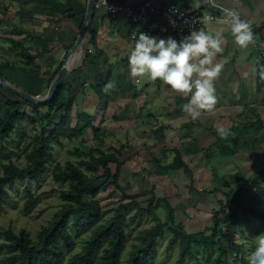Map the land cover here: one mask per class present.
Masks as SVG:
<instances>
[{
  "label": "rangeland",
  "instance_id": "374dc122",
  "mask_svg": "<svg viewBox=\"0 0 264 264\" xmlns=\"http://www.w3.org/2000/svg\"><path fill=\"white\" fill-rule=\"evenodd\" d=\"M11 2L12 0H0L2 73L8 81L18 83L20 85L18 87L43 96L61 68L65 53L56 58L53 53H49L52 50L41 49L38 42L32 43V40L25 38L26 44L30 45L28 50L33 51L31 53L35 58L27 62V59L19 55L20 49H16L10 40L14 37L10 32L9 19L6 18ZM133 26L136 27L135 24ZM86 50L84 47L82 60L73 66L66 78L71 81L72 77H75L79 83L76 86L78 98L71 111L72 124L77 121L76 113L84 111L86 107L88 112H94L95 115L99 108L102 109L96 96H93V99L90 96L83 98L85 94L90 93V88H86L87 91L83 89L81 91L78 88L82 83L81 80L89 82L93 74L89 69L84 70V67L88 66ZM37 53H40V56L36 55ZM128 57V55L118 57L110 64L113 72L111 87L108 86L110 96L104 110L102 109L103 117L101 118L98 114L94 120V123L100 127L99 135L96 136L87 129L81 138L73 140L62 138L60 143L53 144L54 158L47 172L39 180H17L13 186L8 187L10 195L0 207V242L6 240L4 232L7 229H13L17 233L24 231L36 240L39 231L50 225L65 204L61 193L68 189V184L55 179L53 166L60 163L64 167L67 161L78 164L80 160L88 159L89 153L96 152L98 149L110 151L112 148L124 147H122L121 155V160L124 161L123 172L119 179L121 187L117 188L116 185L109 183L106 177L99 179L93 185L95 189L100 188L96 197L102 206L107 210L111 209L105 214V219L114 215L115 211L112 209L131 201L122 196L121 190L134 195L143 207H148V199L151 196L145 193L152 191L156 199H167L174 208L173 230L180 229L182 226L188 233L202 232L206 227L214 224L213 215L220 208L218 200L230 190L226 182L232 187L242 186L245 183L248 178L246 170L233 172L235 170L230 168L229 160L226 158L229 154L228 149L216 146V138L211 132L212 120L189 119V114L181 110V94L175 93L160 80L152 81L147 77H133L128 68ZM10 65L33 71L37 77L33 79L34 83H31V78L27 75L6 70ZM73 81L75 82L74 79ZM8 97L18 99L16 95L6 91V88L0 87V115L5 111L4 101ZM30 109L28 105L23 107L25 111ZM45 111L46 109H42L39 120L43 118ZM38 121H31L30 118L23 121V131L26 135L33 136L40 131V121ZM12 138L21 139L22 145L30 140L26 137H18L15 132ZM225 141L229 142V137ZM173 147L181 150L184 160L191 168V174L183 169L171 172L163 168L175 156ZM15 149L13 161L21 167L25 166L27 163L25 152L21 148ZM215 156L226 160L214 162ZM81 168L90 173L85 166ZM112 169L115 170V165H112ZM98 173L102 174L105 171L100 169ZM260 183L264 186V178L260 180ZM215 189L218 190L217 193L213 192ZM31 195L37 198V202L34 207L28 209ZM243 195L246 202L251 205L250 194L243 191ZM135 212L136 210L123 211L127 219ZM260 212L264 216V206L260 207ZM238 218L235 229L238 235L237 242L243 244V259L236 261L235 255L232 254L225 261L223 256L224 261L221 264H246V257L254 250L257 238L264 235V219L261 217L248 218L244 213L239 212ZM165 221H169L168 208L162 202L151 214H145L131 225L127 229L126 245L121 252V264L127 263L132 250L140 243V236L144 230ZM90 233L91 229H88L80 230L75 234L76 247L68 256L82 249L84 240ZM173 235L172 230L165 231L157 247L156 258L150 264H216L218 249L210 255L204 248L196 245H194V255L186 257L180 263L179 243L171 245ZM9 255L7 250L0 249V264H13L8 259Z\"/></svg>",
  "mask_w": 264,
  "mask_h": 264
},
{
  "label": "trees",
  "instance_id": "16d2710c",
  "mask_svg": "<svg viewBox=\"0 0 264 264\" xmlns=\"http://www.w3.org/2000/svg\"><path fill=\"white\" fill-rule=\"evenodd\" d=\"M72 14V13H70ZM16 49H20L19 55L32 61L35 56L25 46L20 39H10ZM92 43L95 42L94 35L91 37ZM44 52V51H43ZM103 50L96 49L94 55L99 57ZM36 55L40 56V53ZM92 53L86 51V59ZM3 68L0 67L2 72ZM6 70L20 72L28 78L35 77L33 71L23 67L7 66ZM52 80V79H51ZM50 80V81H51ZM113 80V72L110 67L108 71L98 73L91 84L101 103L105 106L110 92L107 87ZM17 86L18 83L10 80ZM3 88V86L0 85ZM14 95L11 91L7 90ZM17 96V95H16ZM13 97L5 98V111L0 115V207L5 199L9 197V186H13L17 180L34 181L39 180L48 170L49 164L54 158L53 144L60 143L62 138L69 140L81 138L87 129H90L96 136L100 133V127L94 123L95 115L87 110L76 113V123L72 124L71 111L77 98V93L69 80L63 81L59 86L55 97L45 104H33ZM104 101V102H102ZM30 106L29 111L23 110L24 106ZM42 109H46L41 118ZM59 114V116H57ZM58 117V118H57ZM30 118L31 121H40V131L28 136L23 131V121ZM38 121V122H39ZM261 120L256 122L244 123L246 129H256L260 131L264 128ZM213 131V130H212ZM18 137L30 139L28 143L22 145L21 139H13L12 134ZM221 142L225 149L231 153L229 143H224L223 139L217 136V142ZM225 141V140H224ZM238 139L233 137L236 145ZM14 146V148H12ZM123 147V146H122ZM112 148L110 151L102 149L88 154L89 158L80 160L78 164L67 161L63 167L60 163L53 166V174L57 181L68 184V189L62 191L65 200L64 207L53 219L50 225L42 228L36 240L29 234L21 231L15 232L7 229L4 232L6 240L0 242V249L7 250L13 264H121V252L125 248L127 241V229L136 223L145 214H151L162 202L168 208L169 221L159 222L147 228L140 236V243L135 246L126 264H150L155 260L157 247L167 229L172 230L173 237L171 245L179 243L180 258L182 263L186 257L193 256L194 245L204 248L210 255L219 250L216 264H221L229 255H235V260L243 259V244L238 243V235L235 227L238 224V213H244L248 218L251 216H264L260 212V207L264 206V186H261L257 177L245 180L242 186L230 187L224 197L218 200L219 209L213 215L214 224L206 227L202 232L188 233L182 226L180 229L173 230L174 208L167 199H156L152 191H148V207H143L142 203L134 195L122 191L124 198L131 199L128 203L120 204L115 207V213L108 219L105 214L111 209H105L99 199L100 188H93V185L101 178L106 177L109 183L120 188L119 179L123 172L124 161L121 160L122 149ZM21 148L25 152L27 163L21 167L13 161L16 149ZM175 156L173 160L163 166L167 171H178L183 169L191 174V168L184 160L181 150L173 147ZM96 153V154H95ZM115 165V170L112 169ZM85 166L87 173L81 167ZM103 169L105 173H98ZM243 191H247L251 196V205L246 202ZM217 193L218 190L213 191ZM32 199L28 202V209L34 207L37 198L31 195ZM136 210L134 215L127 219L124 212ZM222 224V225H221ZM91 229V233L85 238L84 245L80 251L68 256L76 247L75 234L80 230Z\"/></svg>",
  "mask_w": 264,
  "mask_h": 264
},
{
  "label": "crops",
  "instance_id": "0c3cea01",
  "mask_svg": "<svg viewBox=\"0 0 264 264\" xmlns=\"http://www.w3.org/2000/svg\"><path fill=\"white\" fill-rule=\"evenodd\" d=\"M111 1L133 4L143 0ZM154 1L163 6L177 4L212 13L217 11L218 8H227L239 12L242 18L254 28L253 42L247 48H240L234 43L230 25L224 23V21L210 22L198 29L213 36L216 33L222 35V50L213 59V65H222V70L219 77L214 81L217 96L216 105L211 111L203 110L197 119L212 120L211 132L216 138V146L223 147L220 141L217 142L218 129L221 127L229 129L231 133L229 142H223L225 144L229 143V149L235 151L231 153L228 150L229 154L226 158L229 160L230 168L235 170L233 172L238 170L242 172L245 169L247 179L258 177L262 180L264 178V128L260 131L246 129L244 123L259 120L264 123V87L259 81L261 57L258 47L254 44V42H257L264 46V0ZM87 5L88 0H12L6 18L9 19L10 32L14 39L24 41L25 38H28V40H32V43L38 42L37 44L41 49L52 50L49 53H53L56 58L64 53L66 57L67 51L79 35L86 16ZM135 29L136 27L125 15L111 16L103 9L95 8L84 46L81 45L71 55L69 63L72 70L73 66L82 60L84 47L88 52L93 53L87 58L88 66L84 67V70L89 69L93 74L89 82L81 80L82 83L78 88L81 91L82 89L87 91L86 88H90V93L83 94V98L90 96L93 99V96H96L98 104L103 110L104 105L91 84L97 74L108 71L110 64L115 62L118 57L130 55L138 38ZM92 34L95 39L94 43L91 41ZM169 36L179 40L175 35H167L163 38L166 39ZM24 44L27 48L30 46L26 44V41H24ZM96 49L103 50V54L96 57L94 55ZM196 62L198 63V60ZM81 71L83 73V70ZM34 78L37 77H31V83H34ZM26 81L28 82V80ZM71 82L78 94L76 89L77 84H79L78 81L75 77H72ZM107 89L110 92L108 87ZM175 93L177 92L175 91ZM180 102L183 106L188 102V96L181 94ZM102 109L99 108L96 115L91 112L95 115V119L98 114L101 115V118L103 117ZM189 119H192L191 116ZM233 137L238 139L236 145L233 143ZM215 157L214 162L215 160L216 162L217 160L218 162L226 160L220 156ZM232 174L236 175L237 173Z\"/></svg>",
  "mask_w": 264,
  "mask_h": 264
},
{
  "label": "clouds",
  "instance_id": "9594fccd",
  "mask_svg": "<svg viewBox=\"0 0 264 264\" xmlns=\"http://www.w3.org/2000/svg\"><path fill=\"white\" fill-rule=\"evenodd\" d=\"M224 23L230 25L238 47L247 48L253 42L251 26L239 12L227 10ZM221 39L220 33L213 36L203 30H190L179 40L140 32L128 57L130 74L136 78L160 80L171 90L188 96L181 110L195 120L203 110L211 111L217 103L214 81L222 65H213V59L222 50ZM261 76L264 78V71ZM230 134L227 128L218 129L221 139L226 140ZM246 264H264V235L257 238L254 250L246 257Z\"/></svg>",
  "mask_w": 264,
  "mask_h": 264
},
{
  "label": "built area",
  "instance_id": "2783aa9c",
  "mask_svg": "<svg viewBox=\"0 0 264 264\" xmlns=\"http://www.w3.org/2000/svg\"><path fill=\"white\" fill-rule=\"evenodd\" d=\"M95 8L103 9L108 15L117 16L123 14L136 25V36L140 32L163 38L167 35H175L182 39L190 30H198L202 25L215 21H224L225 12L229 9L218 8L214 13L191 9L177 4L161 5L154 0H143L136 3H116L111 0H96ZM175 22L173 25L172 22ZM253 34L255 30L251 27ZM258 47L261 57L259 81L264 87V46L254 42Z\"/></svg>",
  "mask_w": 264,
  "mask_h": 264
},
{
  "label": "water",
  "instance_id": "95a60500",
  "mask_svg": "<svg viewBox=\"0 0 264 264\" xmlns=\"http://www.w3.org/2000/svg\"><path fill=\"white\" fill-rule=\"evenodd\" d=\"M95 4L96 0H88L86 16L82 27L80 29L79 35L72 45V47L67 51L66 57L63 61V64L57 74L55 75L54 79L52 80L47 92L43 96H38L32 94L16 85L8 81V79L4 76V74L0 71V85H2L7 90L11 91L15 95L19 96L23 100H26L33 104H45L52 100L56 93L58 92L59 86L63 81H65L66 77L68 76L71 65L69 63L71 54L81 45L84 46V42L86 40L87 34L89 32L90 26L92 24L94 11H95Z\"/></svg>",
  "mask_w": 264,
  "mask_h": 264
},
{
  "label": "bare ground",
  "instance_id": "6f19581e",
  "mask_svg": "<svg viewBox=\"0 0 264 264\" xmlns=\"http://www.w3.org/2000/svg\"><path fill=\"white\" fill-rule=\"evenodd\" d=\"M78 48H80V46H79ZM78 48H77V49H78ZM77 49H76V50H77ZM76 50H75V51H76ZM75 51H74V52H75ZM74 52H73V53H74ZM71 55H72V54H71ZM70 58H71V56H70ZM4 76H5V75H4Z\"/></svg>",
  "mask_w": 264,
  "mask_h": 264
}]
</instances>
